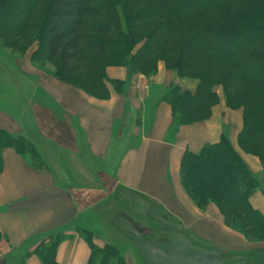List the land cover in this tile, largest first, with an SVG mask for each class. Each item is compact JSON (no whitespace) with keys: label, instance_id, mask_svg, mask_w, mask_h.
I'll return each mask as SVG.
<instances>
[{"label":"trees","instance_id":"1","mask_svg":"<svg viewBox=\"0 0 264 264\" xmlns=\"http://www.w3.org/2000/svg\"><path fill=\"white\" fill-rule=\"evenodd\" d=\"M41 3L43 0H0L3 31L18 33L27 28ZM117 5L122 8L125 26ZM37 19L41 59L36 54L33 61L56 64L62 82L89 96L110 97L102 82L108 78L103 72L106 67H127L132 74L150 78L163 63L180 79L197 82L195 92L171 87L164 97L175 121L187 126L211 118L212 108L219 103L213 88L222 85L228 106L242 110L240 150L257 157L264 168V0H46ZM16 20L22 24L17 25ZM146 29H150L144 37L147 42L136 55L133 50L142 40L139 32ZM76 71L87 73V78L80 81ZM97 90L106 93L99 97ZM10 141L21 155L32 150L25 140ZM3 153L0 146V174ZM181 180L199 209L214 205L225 225L231 224L235 232L246 238L264 232V216L251 205L261 180L234 149L229 135H223L218 144L205 145L197 154L187 152ZM237 211L243 217H234ZM163 220L170 221V231L193 239L180 224ZM62 239L58 235L53 245H41L37 250L41 264H59L56 253ZM210 246L216 250L215 245ZM221 252L220 264H245L259 256L257 251ZM225 257L230 260L225 262Z\"/></svg>","mask_w":264,"mask_h":264},{"label":"crops","instance_id":"2","mask_svg":"<svg viewBox=\"0 0 264 264\" xmlns=\"http://www.w3.org/2000/svg\"><path fill=\"white\" fill-rule=\"evenodd\" d=\"M22 69L19 71L25 83L19 85V99L25 98L26 107L38 115L41 108L37 101L43 100L50 111L44 110L43 114L50 119L58 115L65 122L72 150L87 166L96 187H79L65 173L64 160L50 163L42 152V161L33 163L15 149L4 150V169L0 174V263L8 264L22 256L27 264H41L38 248L53 245L60 235L63 239L57 247V262L88 264L91 250L80 235L70 233L82 220V205L109 199L119 190H129L151 205L154 219H171L186 233L223 251H263L227 228L214 205L199 209L181 180L184 155L218 144L227 132L234 141L242 124L240 113L236 115L221 103L213 108L209 120L180 126L164 97L171 87L195 92L197 82L180 79L163 63L150 78L132 74L127 67H110L108 99L89 96L65 83L50 84L43 73L46 71L34 66ZM45 81L51 89L42 91L39 83ZM38 95L42 97L38 99ZM11 121L17 137L23 136L24 122L27 128L34 127L32 119L21 116ZM25 133L28 138L29 132ZM243 159L261 179L264 168L260 160L247 154H243ZM92 164L100 166L93 168ZM251 205L264 216L263 188L252 196Z\"/></svg>","mask_w":264,"mask_h":264},{"label":"rangeland","instance_id":"3","mask_svg":"<svg viewBox=\"0 0 264 264\" xmlns=\"http://www.w3.org/2000/svg\"><path fill=\"white\" fill-rule=\"evenodd\" d=\"M43 2L44 3H41L34 11L32 18H29L28 27L21 32L14 33L15 31L11 29L3 31V27L0 26L2 30L0 31V146L3 151L6 149H13V147L9 145L11 139L16 141L25 140L29 143L32 150L25 151L23 149L25 151L24 155L27 156L30 161H33V163H40L42 161L41 153L43 152L44 157L50 163L57 162L59 164L64 160L67 169L65 173L70 175L73 180H76L79 187H90L92 185L96 187L93 176L90 171H88L87 166L72 150L73 142L65 122H63L58 115L55 116V119L52 116L50 119L43 114L45 111H49L43 100L37 101V104L41 108L38 112L41 115H38L37 113L34 114L30 108L26 107L25 98L19 99V85L25 83L23 82L24 76L21 74V72H23L22 68L24 67L34 66L41 71H46L43 72L46 74V77H44L50 80L49 82H52L50 84L54 82L65 83L59 78L56 64L33 61V56L36 54L38 58L41 59V32L39 30V21L37 18L40 16L43 4L46 3V0H43ZM116 9L120 20L123 21L124 24L125 20L121 6L119 7L117 5ZM15 23L17 25L22 24L21 20H16ZM9 31H11V33H9ZM139 33L140 39L142 40L136 43V47L133 50V53L136 55L140 52V49L145 46L147 41L144 37L146 34L150 33V29H146ZM19 69H22L21 72ZM108 70L109 67L103 70L104 73H107L108 78L104 79L102 82L103 87L109 89ZM74 75L77 79H80V81L87 78V73L83 71H76ZM46 83V81L44 83H39V85L41 84V90L44 88L46 90L51 89V85L47 83L49 87ZM65 84L69 85L68 83ZM213 90L219 98V103L217 105L223 103L227 109L234 111V113H238L236 115L240 113L242 116V110L233 109L228 106L227 93L222 85L214 86ZM22 91L26 93V90ZM94 92H96L99 97L104 96L106 93V91L100 92L98 90ZM41 97L42 96L38 95V99ZM217 105H215V107ZM213 108L211 111L212 113ZM20 116L25 119H32L35 128L32 126L30 129L27 128L24 122L22 124L23 136L17 137L14 131L16 128L12 125L11 120L13 117L19 118ZM11 126L13 128H11ZM242 126L243 123L241 124V128L238 129V134L234 132L235 129H233V134H237L235 140L232 141L230 137L229 139L234 149L240 153L243 159V154L246 153L240 150L238 144V136L242 131ZM25 132H29L28 138L25 137L27 136ZM228 134L227 132V135ZM92 166L96 168L100 165L92 164ZM260 180V190H262V188L264 189V173L261 175ZM82 208L84 210L82 220L70 234L76 232L75 236L80 235L81 239L88 245L92 252L91 264H131V262L133 264L221 263V248L215 246L216 250H211V246L208 242L200 239L197 241L196 236L190 235L193 238L191 240L185 234L170 231V227L168 226L170 221L163 220V218L154 219L151 205L147 202H143L139 199L138 195L133 194L129 190H119L114 196L109 197V199L94 201L93 204L89 206H87V204L82 205ZM142 213H148L149 217L143 216ZM235 216L243 217L239 211L234 212V217ZM232 218L233 217L229 218L230 222L233 220ZM165 223H167V225ZM226 227L234 231L231 224H227ZM238 234L243 236L240 233ZM258 234L260 235L253 236L249 234L248 238L243 236L251 247L256 248V246H260L256 249L263 250L257 253L259 256H256L255 259H250L248 263L245 264H264V232L261 231ZM57 239L58 236L55 238V241ZM255 251L256 250H254V252ZM47 257H49L48 254ZM224 259L225 262L230 260L227 257ZM24 260L26 261L25 257H15L14 261L7 263L21 264L24 263ZM90 260L88 264H90Z\"/></svg>","mask_w":264,"mask_h":264}]
</instances>
